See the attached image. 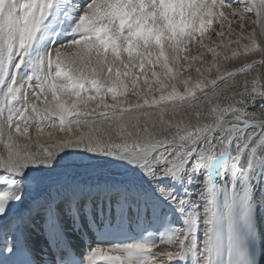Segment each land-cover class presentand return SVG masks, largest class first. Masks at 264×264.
<instances>
[{"label": "snow or ice", "instance_id": "snow-or-ice-1", "mask_svg": "<svg viewBox=\"0 0 264 264\" xmlns=\"http://www.w3.org/2000/svg\"><path fill=\"white\" fill-rule=\"evenodd\" d=\"M0 264H264V0H0Z\"/></svg>", "mask_w": 264, "mask_h": 264}, {"label": "rangeland", "instance_id": "rangeland-1", "mask_svg": "<svg viewBox=\"0 0 264 264\" xmlns=\"http://www.w3.org/2000/svg\"><path fill=\"white\" fill-rule=\"evenodd\" d=\"M255 59H261V57H259V56H256V57H255Z\"/></svg>", "mask_w": 264, "mask_h": 264}]
</instances>
